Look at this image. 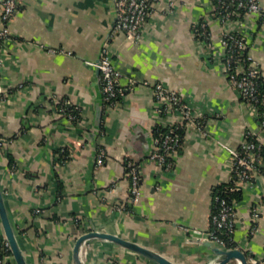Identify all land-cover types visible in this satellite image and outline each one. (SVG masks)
Instances as JSON below:
<instances>
[{
  "label": "crops",
  "instance_id": "obj_1",
  "mask_svg": "<svg viewBox=\"0 0 264 264\" xmlns=\"http://www.w3.org/2000/svg\"><path fill=\"white\" fill-rule=\"evenodd\" d=\"M2 2L0 30L6 28L9 36L0 38V90L8 94L0 108V138L6 140L0 145V186L28 263L74 264L77 238L96 231L173 264H212L214 191L232 179L225 147L237 149L245 132L258 131L254 115L222 73L221 25L210 18L213 0L159 1L137 39L112 32L113 0H17L8 21ZM202 20H208L219 57L211 58L193 35L192 26ZM243 20L248 53L264 70V19L245 15ZM104 45L124 90L109 109L103 106L99 71L86 64L98 60ZM157 82L177 90L205 129L185 130L168 172L149 159L152 133L170 121L158 114L152 90ZM56 102L79 108L78 119L61 116ZM99 149L105 158L96 167ZM126 160L140 167L141 198L134 205ZM236 191L234 242L264 264V169ZM258 204L261 211L253 215ZM80 259L157 264L99 238L83 244ZM8 264H15L11 253Z\"/></svg>",
  "mask_w": 264,
  "mask_h": 264
},
{
  "label": "built area",
  "instance_id": "obj_2",
  "mask_svg": "<svg viewBox=\"0 0 264 264\" xmlns=\"http://www.w3.org/2000/svg\"><path fill=\"white\" fill-rule=\"evenodd\" d=\"M161 0H113L116 19L112 27L113 33H123L137 39L149 20L153 7ZM174 3L169 1L171 10ZM3 20H10L17 12V0H3ZM245 15L253 16L258 20L264 19V10L260 0H213L210 18L221 25L220 46L223 53L222 73L225 75L230 87L244 105L254 115L258 123V131L245 132L237 149L225 147L230 155L231 186L226 192H234L242 186H249L255 177L264 169V70L247 50V42L240 28L244 23ZM193 35L200 48L207 51L211 58L218 56L214 49L212 37L208 29V20H202L192 26ZM9 36L5 28L0 30V38ZM215 50V51H214ZM56 53L55 50H50ZM219 57V56H218ZM86 64L99 70V83L103 106L106 109L117 106L123 97L124 90L119 86V75L116 72L108 49L104 45L96 62L86 61ZM148 85L147 83H143ZM152 90L158 102V114L169 115L170 121L158 125L160 132L152 133L154 149L149 159L157 164L163 172L170 171L182 146V132L189 127L196 128L203 134L204 121L196 118L181 94L174 89L167 88L161 82L154 83ZM8 97L6 92L0 90V108ZM58 113L71 120L78 119L79 108H70L65 102H56ZM6 140L0 138V145ZM105 152L99 149L96 156V167L103 164ZM125 170L129 178V197L132 205L137 204L141 198L140 167L132 161H125ZM229 183V182H228ZM226 184V183H225ZM214 209L211 213L212 228L208 233V240L212 245L223 250H243L234 242L235 233V203L228 202L220 195H214ZM253 215L261 211L260 204L252 209ZM40 211H36L39 213ZM252 229L250 233H253ZM2 247L10 251L6 240H2ZM246 255V254H245ZM10 256L0 254V264H8ZM247 264H260V262L246 255Z\"/></svg>",
  "mask_w": 264,
  "mask_h": 264
},
{
  "label": "water",
  "instance_id": "obj_3",
  "mask_svg": "<svg viewBox=\"0 0 264 264\" xmlns=\"http://www.w3.org/2000/svg\"><path fill=\"white\" fill-rule=\"evenodd\" d=\"M101 114H102V110L98 109L96 111V119H95V126L97 127H100ZM0 226L4 235V239L8 243L9 250L14 260V263L29 264L20 246L16 228L14 227V225L10 220L1 186H0ZM92 238H99L114 242L128 250H131L137 254H140L156 262L157 264H173L169 260L164 258L162 255L158 254L157 252L144 248L136 243L124 240L120 237L106 233H100L96 231H91L82 234L77 238L73 247L74 264H84L80 259V249L86 241ZM208 245L211 247L212 252L217 256L216 260L212 264H226L227 262L233 259L237 260L239 264H247L245 253L240 250L237 249L223 250L219 247L212 245L211 242H208Z\"/></svg>",
  "mask_w": 264,
  "mask_h": 264
},
{
  "label": "trees",
  "instance_id": "obj_4",
  "mask_svg": "<svg viewBox=\"0 0 264 264\" xmlns=\"http://www.w3.org/2000/svg\"><path fill=\"white\" fill-rule=\"evenodd\" d=\"M79 117V115H78ZM157 132H160L161 128L158 127L157 129ZM155 130V132H156ZM182 135H183V132H182ZM231 186V182L229 183H226V184H221L220 186H218L215 191H214V195H220L221 197H224L228 202H233L235 201V199L238 198V194L239 192L238 191H234V192H226V188L227 187H230ZM214 205L215 203L213 202V209H214ZM2 244V241H0V246ZM0 254H5V255H8L10 256V251H5L4 248L2 247V249L0 248Z\"/></svg>",
  "mask_w": 264,
  "mask_h": 264
}]
</instances>
